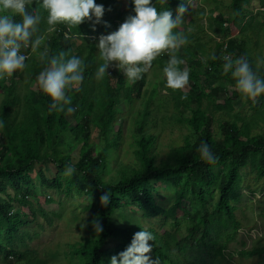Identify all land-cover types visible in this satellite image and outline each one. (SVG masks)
<instances>
[{
  "label": "trees",
  "instance_id": "obj_1",
  "mask_svg": "<svg viewBox=\"0 0 264 264\" xmlns=\"http://www.w3.org/2000/svg\"><path fill=\"white\" fill-rule=\"evenodd\" d=\"M96 3L105 8L100 23L95 18L79 26L62 22L53 32L47 31L42 10V44L24 70L0 75L6 82L0 85V264H54L57 257L34 254L25 242L30 237L25 226L35 223L37 210L53 225L40 205L35 209L36 179L48 193L87 200L81 211L89 233L63 253L69 264H110L141 228L156 237L149 242L155 264H264V237L250 249L230 251L244 227L236 200L249 167L255 176L248 192L264 191V95L241 94L222 67L225 56H244L264 78V0H153L158 11H172L173 19L181 3L188 8L173 31L187 37L176 55L190 78L176 90L166 86L163 73L168 50L138 80H129L116 62L96 78L103 63L99 37L135 14L132 0ZM41 4L31 0L27 7ZM13 19L20 22L19 16ZM61 52L82 60L83 80L66 92L71 105L49 111L53 101L37 77ZM179 126L187 132L178 138L173 134ZM165 134L170 141L161 151ZM202 143L218 157L215 164L201 159ZM114 161L117 168L109 177ZM66 165L76 169L71 177L63 175ZM163 183L170 188L162 194ZM106 192L110 202L102 206L99 198ZM128 208L158 221L159 228H126ZM94 220L103 232L94 231Z\"/></svg>",
  "mask_w": 264,
  "mask_h": 264
},
{
  "label": "clouds",
  "instance_id": "obj_2",
  "mask_svg": "<svg viewBox=\"0 0 264 264\" xmlns=\"http://www.w3.org/2000/svg\"><path fill=\"white\" fill-rule=\"evenodd\" d=\"M30 3L31 0H0V75L24 70L27 67L25 62L42 44L43 37L38 35L42 10L47 13L48 32L55 31V26L62 22L79 26L95 18L98 24L105 12L104 5L96 3V0H42L40 9L29 10L27 6ZM132 4L135 14L129 15L118 30L99 37L96 46L103 63L96 70V78L102 79L116 62L115 66L122 68L129 80H138L151 67L152 61L168 50L170 58L163 68L166 86L173 90L183 89L189 82L190 70L180 67L184 61L178 58L176 51L188 40L182 33L173 30L182 23L188 8L181 3L173 19L172 11H158L153 0H132ZM16 16L20 17V22L14 21ZM22 47L28 48L25 51L28 56L21 54ZM66 56L67 53L61 52L59 56L52 57L50 66L37 77L41 90L53 101L49 111H64L65 106L71 105L72 99L66 92L83 80L82 60L78 56ZM211 59L215 60L216 56ZM223 60V73L231 74L241 94L248 98L264 95V78L253 70L246 57L232 59L225 56ZM66 110L72 112L73 108L67 107ZM198 151L204 162L210 165L217 162L218 157L207 143H202ZM75 172V167L66 165L63 175L71 177ZM110 195L106 192L100 196L102 206L109 204ZM92 225L96 233L103 232L99 220H94ZM155 239L151 231L141 228L134 233L130 245L123 252L111 257L110 264H155L150 255L153 244L149 243Z\"/></svg>",
  "mask_w": 264,
  "mask_h": 264
},
{
  "label": "rangeland",
  "instance_id": "obj_3",
  "mask_svg": "<svg viewBox=\"0 0 264 264\" xmlns=\"http://www.w3.org/2000/svg\"><path fill=\"white\" fill-rule=\"evenodd\" d=\"M196 1L194 0V2ZM225 1L229 2V0ZM257 6L258 2L253 7L255 8ZM4 84L6 82L0 81L1 86ZM179 127L174 129L176 131L174 134L172 133L173 136H177L178 138L187 132L185 128ZM169 141V137L165 134L162 142L164 145L160 147L161 151L164 150L165 145ZM117 164V161L110 164L109 177L114 175L113 172L117 168ZM246 171L247 173H244L243 183L240 184L242 187L239 192L240 197L236 200L237 214L243 221L244 227L240 230L239 240L231 246L230 251L233 253L243 248H252L254 245H257V240L264 237V219L259 215L260 207L264 206V191H257L255 194L248 192L246 187L248 184L254 182L255 175L251 173L254 171L251 167ZM50 173L51 176H54L55 171L51 169ZM36 184L40 197L39 204H36L35 209L37 210L39 208L38 205H40L53 220V225H49L37 210L35 223L25 226L27 234L30 235V237H26L25 242L28 244L29 249L33 250L34 254L38 252L42 257H45L47 254L52 253L57 255L53 261L54 264H69L68 257L63 255V253L70 250L72 245L76 244L81 237L87 236L89 233L88 227L85 225L87 221L86 216L81 211L87 200L84 197L74 196L72 199H68L64 196H58L55 193H48L41 188L39 189L38 179H36ZM169 188V186L163 183L159 186V191L163 194ZM167 194L164 197L161 196L158 200L161 202L164 201L167 199ZM46 200L53 201L49 203ZM260 202L261 204H259ZM127 214H129L131 220H127V218L123 220L124 223L122 225L126 228L136 227L139 224L159 228L158 221L143 218L142 214L137 212L133 213L131 208L127 209Z\"/></svg>",
  "mask_w": 264,
  "mask_h": 264
},
{
  "label": "built area",
  "instance_id": "obj_4",
  "mask_svg": "<svg viewBox=\"0 0 264 264\" xmlns=\"http://www.w3.org/2000/svg\"><path fill=\"white\" fill-rule=\"evenodd\" d=\"M28 48H29V46H28ZM28 48H23V47H22V49H21V54L26 55V54H25V51H26ZM26 56H28V55H26Z\"/></svg>",
  "mask_w": 264,
  "mask_h": 264
},
{
  "label": "bare ground",
  "instance_id": "obj_5",
  "mask_svg": "<svg viewBox=\"0 0 264 264\" xmlns=\"http://www.w3.org/2000/svg\"><path fill=\"white\" fill-rule=\"evenodd\" d=\"M108 99V98H107ZM251 187V186H250ZM15 243V242H14Z\"/></svg>",
  "mask_w": 264,
  "mask_h": 264
}]
</instances>
